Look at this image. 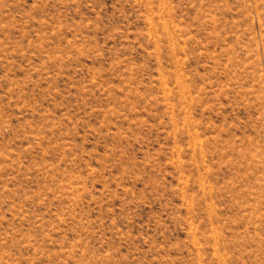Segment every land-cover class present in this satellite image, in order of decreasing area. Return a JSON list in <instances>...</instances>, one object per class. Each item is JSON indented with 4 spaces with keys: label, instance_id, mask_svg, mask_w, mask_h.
<instances>
[{
    "label": "rangeland",
    "instance_id": "obj_1",
    "mask_svg": "<svg viewBox=\"0 0 264 264\" xmlns=\"http://www.w3.org/2000/svg\"><path fill=\"white\" fill-rule=\"evenodd\" d=\"M0 264H264V0H0Z\"/></svg>",
    "mask_w": 264,
    "mask_h": 264
}]
</instances>
